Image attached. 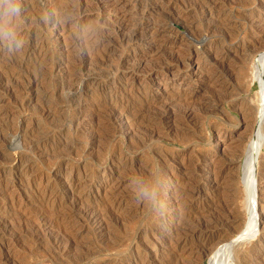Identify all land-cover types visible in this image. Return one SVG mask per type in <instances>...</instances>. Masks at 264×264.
Listing matches in <instances>:
<instances>
[{
	"label": "rangeland",
	"instance_id": "1",
	"mask_svg": "<svg viewBox=\"0 0 264 264\" xmlns=\"http://www.w3.org/2000/svg\"><path fill=\"white\" fill-rule=\"evenodd\" d=\"M43 1L20 0L23 49L0 47V264H209L250 219L242 172L264 133L252 80L264 0ZM262 140L258 226L233 264H264ZM157 171L153 209L129 181ZM214 181L217 195L207 190Z\"/></svg>",
	"mask_w": 264,
	"mask_h": 264
},
{
	"label": "bare ground",
	"instance_id": "2",
	"mask_svg": "<svg viewBox=\"0 0 264 264\" xmlns=\"http://www.w3.org/2000/svg\"><path fill=\"white\" fill-rule=\"evenodd\" d=\"M31 1V0H30ZM43 1V0H42ZM48 1V0H47ZM61 1V0H60ZM62 1H64V0H62ZM74 1V0H73ZM79 1V0H78ZM185 1H187V0H185ZM195 1V0H194ZM197 1V0H196ZM209 1V0H208ZM211 2H212V0H210ZM28 2V1H27ZM40 2V1H39ZM175 2V1H174ZM188 2V1H187ZM210 2V3H211ZM225 2V1H224ZM259 2V1H258ZM32 3H34V2H32ZM43 3H44V1H43ZM87 3V2H86ZM176 3V2H175ZM179 3V2H178ZM180 3H182V2H180ZM201 3V2H200ZM203 3V2H202ZM205 3V2H204ZM36 4V3H35ZM41 5H42V3H40ZM48 4V3H47ZM64 4H65V2H64ZM67 4V3H66ZM140 4V3H139ZM148 4V3H147ZM174 4V3H173ZM188 4V3H187ZM192 4V3H191ZM56 5H57V0H54V1H52L50 4H49V6L50 7H56ZM190 5V4H189ZM201 5V4H200ZM217 5V4H216ZM89 6V5H88ZM142 6V5H141ZM184 6V5H183ZM188 6V5H187ZM193 6V5H192ZM202 6V5H201ZM204 6V5H203ZM219 6V5H218ZM217 6V8H219ZM27 7V6H26ZM38 7V6H37ZM36 7V8H37ZM43 7H44V5H43ZM194 7H195V5H194ZM206 7V6H205ZM215 7V6H214ZM31 8V7H30ZM47 8H48V6H47ZM117 8V7H116ZM173 8V7H172ZM181 8V7H180ZM196 8V7H195ZM22 9H25V8H22ZM42 9V8H41ZM173 10V9H172ZM175 10V9H174ZM178 10V9H177ZM192 10V9H191ZM28 11V10H27ZM26 11V12H27ZM43 11V10H42ZM160 11V10H159ZM190 11V10H189ZM200 11V10H199ZM40 12V11H39ZM51 12V11H50ZM175 12V11H174ZM221 12V11H220ZM225 12V11H224ZM32 13H34V12H32ZM182 13V12H181ZM207 13H208V11H207ZM218 13V12H217ZM226 13V12H225ZM24 14V13H23ZM35 14V13H34ZM37 14V13H36ZM35 14V15H36ZM51 14V13H50ZM187 14V13H186ZM191 14V13H190ZM24 15H26V14H24ZM28 15V14H27ZM42 15H43V12H42ZM64 15V14H63ZM62 15V16H63ZM219 15H221V14H219ZM37 16V15H36ZM57 16V15H56ZM178 16V15H177ZM184 16V15H183ZM210 16V15H209ZM224 16V15H223ZM32 17V16H31ZM41 17V16H40ZM48 17V16H47ZM66 17V16H65ZM172 16H170V18H171ZM174 17H175V15H174ZM221 17V16H220ZM41 18H43V17H41ZM51 18H52V16H51ZM177 18H179V17H177ZM218 18V17H217ZM246 18V17H245ZM53 19V18H52ZM57 19V18H56ZM171 19H173V18H171ZM170 19V20H171ZM175 19V18H174ZM209 19V18H208ZM262 19V18H261ZM43 20V19H42ZM168 20V19H167ZM178 20H180V19H178ZM214 20H215V18H214ZM214 20H212V21H214ZM263 20V19H262ZM169 21V20H168ZM173 21V20H172ZM171 21V22H172ZM175 21V20H174ZM173 21V22H174ZM181 21V20H180ZM183 21V20H182ZM209 21V20H208ZM211 21V20H210ZM219 21H221V20H219ZM251 21H252V19H251ZM53 22H55V21H53ZM128 22V21H127ZM215 22V21H214ZM44 23V22H43ZM176 23V22H175ZM216 23V22H215ZM219 23V22H218ZM264 23V22H263ZM20 24V23H19ZM36 24V23H35ZM49 24V23H48ZM44 25V24H43ZM119 25V24H118ZM217 25V24H216ZM120 26V25H119ZM121 27V26H120ZM207 27V26H206ZM210 27V26H209ZM214 27V26H213ZM220 27V26H219ZM123 29V28H122ZM213 29V28H212ZM117 30V29H116ZM249 30V29H248ZM121 31V30H120ZM31 33V32H30ZM121 33V32H120ZM123 33V32H122ZM91 34V33H90ZM137 34V33H136ZM38 35V34H37ZM123 35V34H122ZM30 36V35H29ZM124 36H126V35H124ZM87 37V36H86ZM137 37V36H136ZM108 38V37H107ZM124 38H126V37H124ZM138 38V37H137ZM33 39V41L35 40L34 38H32ZM76 39V38H75ZM83 39V38H82ZM86 39V38H85ZM114 39V38H113ZM128 39V38H127ZM36 40H38V39H36ZM125 40V39H124ZM76 41V40H75ZM74 41V42H75ZM79 41V40H78ZM83 41V40H82ZM100 41V40H99ZM95 42V41H94ZM27 43V42H26ZM71 43V42H70ZM101 43V42H100ZM105 43V42H104ZM107 43V42H106ZM35 44V43H34ZM91 44V43H90ZM66 45V44H65ZM103 45V44H102ZM102 45H100V46H102ZM74 47V46H73ZM80 47V46H79ZM64 48V50H66L65 49V46L63 47ZM76 48V47H75ZM92 48V47H91ZM95 48V47H94ZM23 49V48H22ZM21 49V50H22ZM83 49V48H82ZM96 49V48H95ZM71 50V49H70ZM46 51V50H45ZM78 51V50H77ZM102 51V50H101ZM20 52V51H19ZM69 52V51H68ZM2 53V52H1ZM42 53V52H41ZM45 53H47V52H45ZM75 53H78V52H75ZM84 53H85V50H84ZM39 54V53H38ZM44 54V53H43ZM29 55V54H28ZM67 55H69V53L67 54ZM70 55H72L71 53H70ZM69 55V56H70ZM75 55V54H74ZM73 55V56H74ZM12 56V55H11ZM41 56V55H40ZM49 56V55H48ZM29 57V56H28ZM42 57H43V55H42ZM92 57V56H91ZM249 57V56H248ZM41 58V57H40ZM83 58V57H82ZM85 58H86V55H85ZM97 58V57H96ZM39 59V58H38ZM72 59H74V58H72ZM95 59V58H94ZM40 60V59H39ZM42 60H44V59H42ZM49 60V59H48ZM81 60V59H80ZM87 60V59H86ZM89 60V59H88ZM101 60V59H100ZM177 59H174V62L176 61ZM182 60V59H181ZM14 61V60H13ZM71 61V60H70ZM93 61V60H92ZM136 61V60H135ZM183 61H186V60H182V61H176L177 62V66L178 67H183V65H184V62ZM258 61V66H255L256 67V69H254V71H255V73H254V75H252L253 76V78H252V80L253 81H257V83L259 84V93H260V95H261V105L263 106V108H264V78H263V71H264V53H262V54H260V56H259V59L257 60ZM43 62V61H42ZM69 62V61H68ZM78 62V61H77ZM83 62H85V61H83ZM82 62V63H83ZM101 62V61H100ZM175 62V63H176ZM81 63V62H80ZM16 64V63H15ZM23 64V63H22ZM39 64V63H38ZM37 64V65H38ZM44 64V63H43ZM68 64H70V63H68ZM73 64V63H72ZM99 64V63H98ZM20 65V64H19ZM71 65V64H70ZM75 65V64H74ZM91 65V64H90ZM92 65H93V63H92ZM257 65V64H256ZM16 66V65H15ZM40 66V65H39ZM49 66V65H48ZM73 66V65H72ZM71 66V67H72ZM86 66V65H85ZM95 66V65H94ZM97 66V65H96ZM137 66V65H136ZM78 67V66H77ZM185 67V66H184ZM254 67V68H255ZM9 68H11V67H9ZM68 68V67H67ZM67 68H65V69H67ZM96 68V67H95ZM3 69V68H2ZM57 69V68H56ZM9 70V69H8ZM76 70V69H75ZM13 71V70H12ZM21 71H23V70H21ZM34 71V70H33ZM39 71H40V69H39ZM38 71V72H39ZM43 71V70H42ZM45 71V70H44ZM65 71V70H64ZM66 71H68V70H66ZM74 71V70H73ZM85 71H88V70H85ZM90 71H92V69L90 68ZM9 72V71H8ZM53 72H55V71H53ZM23 73V72H22ZM87 73V72H86ZM105 73V72H104ZM132 73V72H131ZM44 74V73H43ZM47 74V73H46ZM85 74V73H84ZM97 74V73H96ZM253 74V73H252ZM2 75V74H1ZM10 75V74H9ZM40 75H42V74H40ZM53 75V74H52ZM95 75V74H94ZM43 76V75H42ZM41 76V77H42ZM89 76V75H88ZM6 77V76H5ZM33 77V76H32ZM65 77V76H64ZM70 77H72L71 75H70ZM63 78V77H62ZM68 78V77H67ZM90 78V77H89ZM6 79V78H5ZM41 79V78H40ZM72 79V78H71ZM14 80H15V78H14ZM28 80V79H27ZM36 80V79H35ZM43 80V79H42ZM62 80V79H61ZM79 80H81V79H79ZM91 80H93V79H91ZM123 80V79H122ZM67 81V80H66ZM69 81V80H68ZM67 81V82H68ZM75 81H77V80H75ZM88 81V80H87ZM94 81V80H93ZM174 81V80H173ZM30 82V81H29ZM71 82V81H70ZM74 82V81H73ZM27 83V82H26ZM64 83V82H63ZM84 83V82H83ZM92 83V82H91ZM125 83V82H124ZM58 84V83H57ZM69 84V83H68ZM79 84V83H78ZM120 84V83H119ZM25 85V84H24ZM63 85V84H62ZM76 85V84H75ZM83 85V84H82ZM85 85V84H84ZM126 85V84H125ZM159 85V84H158ZM173 85V84H172ZM18 86V85H17ZM95 86V85H94ZM13 87V86H12ZM65 87V86H64ZM23 88V87H22ZM65 88H67V87H65ZM76 88H78V87H76ZM79 88H80V86H79ZM78 88V89H79ZM162 88V87H161ZM72 89V88H71ZM82 89V88H81ZM77 90V89H76ZM80 91V90H79ZM83 91V90H82ZM100 91V90H99ZM151 91V90H150ZM15 92V91H14ZM68 93H71V92H68ZM76 93V92H75ZM78 93V92H77ZM100 93V92H99ZM107 93V92H106ZM125 93V92H124ZM165 93V92H164ZM175 93V92H174ZM16 94V93H15ZM57 94V93H56ZM61 94V93H60ZM119 94V93H118ZM166 94V93H165ZM114 95V94H113ZM149 96V95H148ZM161 97V96H160ZM110 98V97H109ZM146 98V97H145ZM148 98V97H147ZM172 98V97H171ZM170 98V99H171ZM72 99H73V97H72ZM99 99V98H98ZM125 99V98H124ZM158 99V98H157ZM192 99V98H191ZM78 100V99H77ZM115 100H116V98H115ZM172 100V99H171ZM187 100V99H186ZM120 101V100H119ZM160 101V100H159ZM163 101V100H162ZM71 102V101H70ZM101 102V101H100ZM103 102V101H102ZM108 102V101H107ZM118 102V101H117ZM126 102V101H125ZM154 102H155V100H154ZM142 103V102H141ZM160 103H161V101H160ZM186 103V102H185ZM191 103V102H190ZM101 104V103H100ZM148 104V103H147ZM165 104V103H164ZM72 105V104H71ZM77 105V104H76ZM153 105V104H152ZM155 105H157V104H155ZM172 105V104H171ZM187 105H189V103L187 102ZM102 106V105H101ZM160 106V105H159ZM161 106H163L164 107V105L163 104H161ZM97 107V106H96ZM150 107V106H149ZM153 107V106H152ZM192 107V106H191ZM79 108V107H78ZM99 108V107H98ZM112 108V107H111ZM147 108V107H146ZM154 108V107H153ZM162 108V107H161ZM167 108V107H166ZM165 108V109H166ZM184 108H186V107H184ZM188 108V107H187ZM186 108V109H187ZM77 109V108H76ZM113 109V108H112ZM117 109H119V108H117ZM177 109V108H176ZM179 109V108H178ZM192 109V108H191ZM104 110V109H103ZM120 110V109H119ZM142 110V109H141ZM155 110V109H154ZM160 110V109H159ZM158 110V111H159ZM173 109L171 108V111H172ZM264 110V109H263ZM45 111V110H44ZM46 111H48V110H46ZM78 111V110H77ZM104 111H106V110H104ZM114 111H115V109H114ZM162 111V110H161ZM167 111V110H166ZM165 111V112H166ZM177 111V110H176ZM184 111V110H183ZM156 112V111H155ZM173 112V111H172ZM182 112V111H181ZM189 112V111H188ZM41 113H42V111H41ZM110 113H111V111H110ZM137 114H138V112H136ZM169 113H170V111H169ZM44 114V113H43ZM105 114H106V112H105ZM107 114H109V111H108V113ZM117 114V113H116ZM136 114V115H137ZM185 114V113H184ZM114 115V114H113ZM123 115V114H122ZM140 115V114H139ZM146 115V114H145ZM158 115V114H157ZM164 115V114H163ZM169 115V114H168ZM187 115V114H186ZM189 115V114H188ZM115 116V115H114ZM120 116V115H119ZM127 116V115H126ZM126 116H124V117H126ZM173 116V115H172ZM190 116H191V114H190ZM174 117V116H173ZM177 117H178V115H177ZM136 118V117H135ZM160 118V117H159ZM165 118H168V117H165ZM176 118V117H175ZM189 118V117H188ZM108 119V118H107ZM117 119V118H116ZM164 119V118H163ZM181 119H182V117H181ZM139 120V119H138ZM159 120V119H158ZM163 121V120H162ZM263 121H264V116H263V118H262V120H260V123H259V128L262 126V124H263ZM107 122V121H106ZM160 122V121H159ZM115 123V122H114ZM107 124V123H106ZM110 124V123H109ZM108 124V125H109ZM116 124V123H115ZM157 124H158V122H157ZM160 124V123H159ZM159 126V125H158ZM106 128H108V127H106ZM168 128V127H167ZM18 129V128H17ZM20 129V128H19ZM112 129V128H111ZM14 130V129H13ZM149 130V129H148ZM158 130H160V129H158ZM113 131V130H112ZM117 131V130H116ZM115 131V132H116ZM151 131V130H150ZM17 132V131H16ZM156 132V131H155ZM169 133V132H168ZM11 134V133H10ZM155 134V133H154ZM158 134V133H157ZM264 133L262 132V128H260V129H258V131H257V133H256V136H255V141H254V144H253V146H252V148H250V149H248L247 151V157H246V161H245V163H244V172H242L243 173V177H242V180H243V185H244V188H245V192H246V195H247V201H246V203H247V206H248V208H249V210L248 211H250L249 212V216H250V219H249V221L247 222V224H246V227L243 229V230H240L239 231V233H238V235H237V238H228V239H226L224 242H222L221 243V245H219V246H217L215 249H214V251H213V253L211 254V256H210V260H209V264H233L234 262H235V254H236V248H237V245L239 244V243H241V242H243V241H246L247 239H249L248 237L251 235V233L252 232H254V231H256L257 230V226H258V219H257V216H256V199H255V190L257 189L256 188V165L258 164V160H257V156H258V152H259V150H260V148H261V146H262V144H263V140H262V135H263ZM149 135H150V133H149ZM41 136V135H40ZM114 137V136H113ZM152 137V136H151ZM39 138V137H38ZM38 138H36V139H38ZM153 138V137H152ZM157 138V137H156ZM30 139V138H29ZM34 139V138H33ZM30 141V140H29ZM33 141V140H32ZM44 141V140H43ZM35 142V141H34ZM39 142V141H38ZM44 143V142H43ZM35 144H36V142H35ZM39 144V143H38ZM34 145V144H33ZM41 145H43V144H41ZM33 147V146H32ZM35 147V146H34ZM43 148V147H42ZM36 148H34V150H35ZM226 157V156H225ZM21 159V158H20ZM25 159V158H24ZM222 159V158H221ZM23 160V159H22ZM15 162H17V161H15ZM29 163V162H28ZM64 163V162H63ZM13 164V163H12ZM28 165V164H27ZM14 166V165H13ZM16 166V165H15ZM27 167V166H26ZM57 167V166H56ZM64 167V166H63ZM21 168V167H20ZM30 169V168H29ZM21 170V169H20ZM220 171H222V170H220ZM25 172V171H24ZM23 172V173H24ZM28 173V172H27ZM216 174V173H215ZM223 174V173H222ZM68 185V184H67ZM75 185V184H74ZM176 186V185H175ZM182 186V185H181ZM67 188H68V186H67ZM70 188V187H69ZM175 188H177V186L175 187ZM181 188V187H180ZM183 188L185 189V187L183 186ZM74 189V188H73ZM173 189V188H172ZM188 189V188H187ZM220 189V187L217 185V181H214V183L212 184V186L211 187H209V189H207V190H209V192H210V194L212 195V193H216L217 192V190H219ZM73 191V190H72ZM74 192V191H73ZM173 192H174V190H173ZM175 192H177V191H175ZM181 193V192H180ZM214 195H217V193L216 194H214ZM184 196V195H183ZM178 197V196H177ZM177 197H175L176 199H177ZM180 198V197H179ZM235 199V198H234ZM80 200V199H79ZM180 200V199H179ZM223 201V200H222ZM227 201V200H226ZM182 202V201H181ZM187 202V201H186ZM233 201L232 200H230V201H228V202H225L224 201V203H222V206H220V208H222L223 206H225V208L227 207V206H229L231 203H232ZM118 203V202H117ZM219 203V202H218ZM112 205V204H111ZM207 205V204H206ZM216 205H218L217 203H216V201H214V202H212L211 204H210V206H209V210L211 211V209L212 210H214V207H216ZM113 206V205H112ZM191 206V205H190ZM110 207V206H109ZM181 207H182V205H181ZM208 207V206H207ZM88 208V207H87ZM184 208V207H183ZM191 208V207H190ZM231 208V207H230ZM91 209V208H90ZM197 209V208H196ZM201 209V208H200ZM229 209V208H228ZM92 210V209H91ZM179 210V209H178ZM181 210V209H180ZM187 210V209H186ZM192 210V209H191ZM204 210V209H203ZM207 210V209H206ZM220 210V209H219ZM86 211V210H85ZM188 211H189V209H188ZM193 211V210H192ZM209 211V212H210ZM224 211V210H223ZM229 211V210H228ZM234 211V210H233ZM88 212H89V209H88ZM92 212V211H91ZM91 212H90V215H91ZM196 212V211H195ZM197 212H199V211H197ZM204 212V211H203ZM218 212V211H217ZM94 213H96V212H94ZM189 213V212H188ZM206 213H207V211H206ZM223 213V212H222ZM83 214H85V213H83ZM87 214V213H86ZM89 214V213H88ZM187 214V213H186ZM192 214H194V213H191V215ZM208 214V213H207ZM214 214V213H213ZM233 214V213H232ZM231 214V215H232ZM202 215V214H201ZM219 215V214H218ZM195 216V215H194ZM229 216V220H231L232 219V216H230V214L228 215ZM203 217H205V216H203ZM236 217V216H235ZM87 218V217H86ZM189 218V217H188ZM195 218H199V217H195ZM194 218V219H195ZM209 218V217H208ZM89 219V218H88ZM190 219H192V218H190ZM203 219V218H202ZM213 219H214V217H213ZM213 219H211V220H213ZM219 219V218H218ZM93 220V219H92ZM222 220H223V217H222ZM224 220H226V219H224ZM239 220V219H238ZM205 221V220H204ZM228 221V220H227ZM237 221V220H236ZM197 222H198V220H197ZM196 222V224H198V225H200V223H197ZM200 222V221H199ZM202 222V221H201ZM212 222V221H211ZM205 223V222H204ZM213 223V222H212ZM220 223V222H219ZM235 223V222H234ZM222 224V223H221ZM224 224V223H223ZM236 224V223H235ZM208 225V224H207ZM207 225H206V227H207ZM219 225V224H218ZM233 225V224H232ZM202 226V225H201ZM212 226V225H211ZM210 226V227H211ZM229 226H230V224H229ZM190 227V226H189ZM194 227V226H193ZM198 227V226H197ZM209 227V226H208ZM209 227V228H210ZM213 227V226H212ZM211 227V228H212ZM218 227V226H217ZM203 228V227H202ZM208 228V229H209ZM215 228V227H214ZM235 228V227H234ZM191 229V228H190ZM193 229V228H192ZM219 229V228H218ZM212 230H213V228H212ZM217 230V229H216ZM192 231V230H191ZM211 231V230H210ZM192 232H194V231H192ZM206 235V234H205ZM221 235V234H220ZM202 236V235H201ZM211 238L213 237V236H215V233H210V235H209ZM228 236V235H227ZM194 237V236H193ZM206 237V236H205ZM216 237H217V235H216ZM224 237V236H223ZM229 237H231V236H229ZM220 238V237H219ZM189 239H191V238H189ZM201 239V238H200ZM206 239V238H205ZM187 240V239H186ZM203 240V239H202ZM220 240H222V237L220 238ZM219 240V241H220ZM200 241V240H199ZM198 241V242H199ZM209 241V240H208ZM223 241V240H222ZM189 243H190V241H188ZM202 242V241H201ZM214 242V241H213ZM215 243V242H214ZM217 243V242H216ZM219 243V242H218ZM183 244V243H182ZM185 244V243H184ZM195 244V243H194ZM209 244V243H208ZM210 244H212V242L210 243ZM188 245V244H187ZM192 245V244H191ZM190 245V246H191ZM201 245V244H200ZM205 245V244H204ZM189 246V245H188ZM187 246V247H188ZM189 246V247H190ZM206 246H208V245H206ZM214 246V245H213ZM184 247V246H183ZM195 247V246H194ZM193 247V248H194ZM200 247V246H199ZM179 248H181V244H180V247ZM185 248V247H184ZM183 248V249H184ZM200 248H204L202 245H201V247ZM239 248V247H238ZM178 249V248H177ZM183 249H182V251H183ZM198 249V248H197ZM206 249V248H205ZM178 250H180V249H178ZM189 250V249H188ZM187 250V251H188ZM201 250V249H200ZM181 251V250H180ZM180 251H178V252H180ZM192 251H194V249L192 250ZM191 251V252H192ZM197 252V251H196ZM185 253V252H184ZM180 254V253H179ZM182 254V253H181ZM180 254V255H181ZM186 254V253H185ZM191 254V253H190ZM189 254V255H190ZM199 254V253H198ZM183 255V254H182ZM188 255V254H187ZM188 255V256H189ZM191 256V255H190ZM179 257H181V256H179ZM181 258H183V257H181ZM173 259V258H172ZM179 259L180 258H178V261H179ZM187 259H188V257H187ZM181 261H184V260H182L181 259ZM181 261H180V264H181ZM177 262V261H176ZM148 263V262H147ZM173 263V262H172ZM186 263V262H185ZM189 263V262H188ZM238 263V262H237ZM174 264H175V262H174ZM182 264H183V262H182Z\"/></svg>",
	"mask_w": 264,
	"mask_h": 264
},
{
	"label": "clouds",
	"instance_id": "3",
	"mask_svg": "<svg viewBox=\"0 0 264 264\" xmlns=\"http://www.w3.org/2000/svg\"><path fill=\"white\" fill-rule=\"evenodd\" d=\"M22 15L20 0H0V47L9 53L23 48V39L19 35L16 21ZM130 189L135 201L158 209L160 202V178L158 171L144 176L137 175L130 179Z\"/></svg>",
	"mask_w": 264,
	"mask_h": 264
},
{
	"label": "water",
	"instance_id": "4",
	"mask_svg": "<svg viewBox=\"0 0 264 264\" xmlns=\"http://www.w3.org/2000/svg\"><path fill=\"white\" fill-rule=\"evenodd\" d=\"M259 86V85H258Z\"/></svg>",
	"mask_w": 264,
	"mask_h": 264
}]
</instances>
